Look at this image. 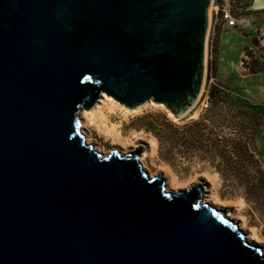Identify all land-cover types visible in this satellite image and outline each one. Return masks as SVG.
Listing matches in <instances>:
<instances>
[{
  "label": "water",
  "instance_id": "obj_1",
  "mask_svg": "<svg viewBox=\"0 0 264 264\" xmlns=\"http://www.w3.org/2000/svg\"><path fill=\"white\" fill-rule=\"evenodd\" d=\"M212 0H0V264H264L196 183L141 147L104 154L79 112L103 93L182 117L202 93Z\"/></svg>",
  "mask_w": 264,
  "mask_h": 264
},
{
  "label": "rangeland",
  "instance_id": "obj_2",
  "mask_svg": "<svg viewBox=\"0 0 264 264\" xmlns=\"http://www.w3.org/2000/svg\"><path fill=\"white\" fill-rule=\"evenodd\" d=\"M214 2H225L231 7L239 24L228 27L221 21L216 25L214 34L208 32L202 93L188 114L174 118L168 114L166 107L148 106L142 107L139 113L131 112L124 116L121 111H125L127 106L112 96L117 108L105 113L109 125L117 124L123 135L128 136L132 132L137 135L135 146L125 148L128 150L126 153L139 147L140 155L145 150L149 151L146 162L152 171L159 172L166 163L180 181L187 182L204 171L218 175L216 186L199 175L196 183L203 185L204 197L217 192L231 202L223 209L244 216L247 229L254 226L264 236V192L258 193L249 186L260 170L264 172V68L253 72L257 66L264 65V8L253 9L254 0ZM209 91H225L238 100L239 106L213 105ZM195 111L199 112L198 118H190ZM192 121L199 125L190 131L177 128ZM86 130L95 140L94 147L101 145L109 152L112 149L121 153L125 150L120 142L101 135L95 125L87 123ZM152 136L157 141L156 154H150L148 141ZM238 140L241 144L238 154L246 159V165L238 168L236 173H242L245 179L239 177L224 181L219 161L225 156L237 154L231 146Z\"/></svg>",
  "mask_w": 264,
  "mask_h": 264
},
{
  "label": "bare ground",
  "instance_id": "obj_3",
  "mask_svg": "<svg viewBox=\"0 0 264 264\" xmlns=\"http://www.w3.org/2000/svg\"><path fill=\"white\" fill-rule=\"evenodd\" d=\"M212 5V4H211ZM253 9H262L264 8V0H254L252 4ZM211 9V7H210ZM117 103L110 95H107L103 93L100 100L96 102V105L93 106L90 110L83 109L81 111V131L84 133L87 143L93 144L95 140H93V137L91 136L89 130H86L87 123L95 125L98 132L103 135L107 139H112L113 141L120 142L123 149L127 148L128 146H135L134 138L137 137L136 134L133 132L129 134L128 136L123 135L122 132L118 129L117 124H111L108 123V117L105 113L106 110H114L117 108ZM122 106V105H121ZM148 106H160L154 103V101H149L147 104H143L136 109L125 107V111H121L124 116H127L128 113L135 112L139 113L142 107H148ZM191 110V109H190ZM189 110V111H190ZM168 114L172 117H174L173 113L171 111H168ZM188 114V113H187ZM123 116V117H124ZM199 116V112L195 111L194 113L190 114V118L197 119ZM179 118V117H174ZM141 138V137H140ZM150 144L151 153L150 154H156L157 153V144H156V138L152 136V138L148 141ZM95 148H99L98 150L103 152L105 155L109 153V151H106L104 147H101V145L95 146ZM128 150L122 151V153H126ZM149 155V151L145 150L140 156L139 160L142 162L143 168L149 173L150 176H153L155 174L161 173L163 177L166 180V189L177 191L179 189H187L192 185L196 184V181L198 180L199 175H203L207 181L212 182V185H217V176L210 174L209 172H201L196 174L190 181H180L173 173L170 165L164 163V166L160 168L159 172L152 171L150 167L148 166L146 162V158ZM169 174L171 177H168ZM195 183V184H194ZM204 201L212 203L214 206L223 209L224 207L230 206L231 202L229 200H226L222 197H220L217 192H215L213 195H205L203 198ZM229 217L234 220L239 228L244 231L246 238L249 242L254 244H260L263 246V252H264V236L260 232L256 230L254 226H251V228L247 229V222L244 216H241L240 214L236 213L235 211L228 210L227 211Z\"/></svg>",
  "mask_w": 264,
  "mask_h": 264
},
{
  "label": "trees",
  "instance_id": "obj_4",
  "mask_svg": "<svg viewBox=\"0 0 264 264\" xmlns=\"http://www.w3.org/2000/svg\"><path fill=\"white\" fill-rule=\"evenodd\" d=\"M264 68V65L257 66L254 68L253 72H259ZM209 98L210 102L214 104H226L230 106H239L238 100L234 99L230 94L226 93L225 91H209ZM199 123L196 121L187 122L184 123L181 127H177L178 129H182V131H190L193 128L197 127ZM234 146H231L233 151L237 154L233 156H225L221 159L220 162V170H221V176L223 177L224 181L227 179H233V178H241L245 179V176L238 171V168L244 167L246 165V159H242L239 157V150L241 149V144L238 141L232 142ZM260 166L262 164H259ZM254 178L253 183H249V186H252L253 190L258 191V193L264 192V172L260 170ZM244 186H246L244 184ZM251 198V197H250ZM252 199V198H251Z\"/></svg>",
  "mask_w": 264,
  "mask_h": 264
},
{
  "label": "built area",
  "instance_id": "obj_5",
  "mask_svg": "<svg viewBox=\"0 0 264 264\" xmlns=\"http://www.w3.org/2000/svg\"><path fill=\"white\" fill-rule=\"evenodd\" d=\"M211 9L209 11L210 25L208 32L214 34L216 30V25L219 22H224L228 27H236L239 24L237 17L233 14L231 7H229L225 2H218L215 4L214 0L211 2ZM209 46V39H207V48ZM207 48H206V58H207Z\"/></svg>",
  "mask_w": 264,
  "mask_h": 264
}]
</instances>
